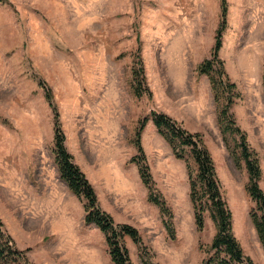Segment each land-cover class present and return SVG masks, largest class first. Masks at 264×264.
<instances>
[{"label": "rangeland", "instance_id": "374dc122", "mask_svg": "<svg viewBox=\"0 0 264 264\" xmlns=\"http://www.w3.org/2000/svg\"><path fill=\"white\" fill-rule=\"evenodd\" d=\"M227 1L220 59L237 86L231 114L258 155L264 190V0ZM220 23L221 0H0V222L31 263L113 264L105 235L85 224V203L60 177L50 90L65 146L100 207L141 234V244L125 238L134 264H202L216 235L209 214L198 231L186 164L158 133L154 112L202 135L234 233L264 264L246 163L234 160L210 79L199 73ZM139 58L150 92L141 98L133 88ZM145 118L141 144L175 238L130 163Z\"/></svg>", "mask_w": 264, "mask_h": 264}, {"label": "trees", "instance_id": "16d2710c", "mask_svg": "<svg viewBox=\"0 0 264 264\" xmlns=\"http://www.w3.org/2000/svg\"><path fill=\"white\" fill-rule=\"evenodd\" d=\"M228 11V1L221 0V23L217 30L212 55L199 66V73L207 75L210 79L215 101L220 108L219 125L234 160L238 165L242 162L246 163L249 174L247 191L256 203V208L251 212V218L264 248V190L259 184L262 169L257 153L250 148L246 134L237 126L231 114V109L238 97L237 86L230 80L225 64L220 59ZM133 88L139 98L150 95L146 87L145 70L141 58L135 63L133 70ZM46 98L54 112L55 153L61 179L67 183L74 195L85 203V224L96 225L105 235L112 263L134 264L129 249L125 245V238L130 237L136 244H141L139 230L129 224L116 223L114 218L100 207L95 189L65 146L66 137L61 127L60 113L53 103L50 90L47 91ZM147 122L148 118H145L137 131L135 146L138 149V155L130 163L138 166L141 180L148 189V200L160 208L166 228L175 238L172 211L155 189L141 144V134ZM152 122L158 133L171 147L174 156L186 164L190 198L198 231L201 233L205 230L207 214L216 226V235L206 251L207 257L202 264H256L245 253L234 233L233 213L224 196L215 160L205 145L202 135L190 132L165 113L154 112ZM232 135L238 136V139H233V144L230 142ZM3 227L4 225L0 222V264H33L25 252L16 248L14 241L7 236Z\"/></svg>", "mask_w": 264, "mask_h": 264}]
</instances>
